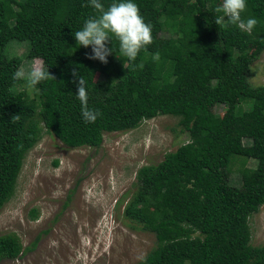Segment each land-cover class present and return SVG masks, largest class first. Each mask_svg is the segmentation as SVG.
<instances>
[{"label":"trees","instance_id":"trees-1","mask_svg":"<svg viewBox=\"0 0 264 264\" xmlns=\"http://www.w3.org/2000/svg\"><path fill=\"white\" fill-rule=\"evenodd\" d=\"M102 2L107 7L111 0ZM136 2L152 25V43L135 62L117 51L104 64L88 59L91 48H76L72 36L97 14L88 0H0V211L43 134L71 149L98 148L105 133L171 116L187 142L137 171L123 209L132 230L156 239L138 264H264V245L250 244L249 226L264 205V85L248 80L264 51V0H247L243 15L259 21L252 35L215 24L222 0ZM13 42H26L25 59L41 60L55 79L38 91L14 80L23 59L10 48L5 53ZM74 68L87 81L89 107L101 113L94 123L81 116ZM236 165L240 187L230 183ZM37 217L32 209L30 218ZM24 250L14 233L0 236V263Z\"/></svg>","mask_w":264,"mask_h":264},{"label":"rangeland","instance_id":"rangeland-1","mask_svg":"<svg viewBox=\"0 0 264 264\" xmlns=\"http://www.w3.org/2000/svg\"><path fill=\"white\" fill-rule=\"evenodd\" d=\"M24 43H10L4 51L10 48L11 55L21 57L20 69L26 72L42 66L41 60L25 59ZM248 80L253 86L264 85V51L252 63ZM187 140L171 116L143 121L131 131L105 133L98 148L71 149L43 134L25 158L14 196L0 211V236L14 233L25 250L19 259L0 264H138L156 239L152 233L132 230L123 217L125 203L136 190L137 171L158 164ZM255 165L248 160L247 167ZM230 183L240 187L237 165ZM32 209L38 212L37 220L30 218ZM249 226L250 244L264 245V205L250 217Z\"/></svg>","mask_w":264,"mask_h":264},{"label":"clouds","instance_id":"clouds-1","mask_svg":"<svg viewBox=\"0 0 264 264\" xmlns=\"http://www.w3.org/2000/svg\"><path fill=\"white\" fill-rule=\"evenodd\" d=\"M89 6L97 14L89 16L82 26L72 33L75 47L91 48L88 59L106 64L108 57L117 51L128 62H135L141 50L153 41L152 25L145 21L136 0H111L105 7L102 0H88ZM247 0H222L215 11L216 25L234 26L247 35H252L259 21L254 16H244ZM118 42V49L113 44ZM109 44L111 46H109ZM153 61L160 59L159 52L152 54ZM74 83L77 86L76 98L81 105V116L86 123H94L101 115L98 109L89 107L87 81L81 72L73 69ZM14 80H24L29 90L38 91L37 85L49 78L48 68L33 65L27 72L18 69L13 73Z\"/></svg>","mask_w":264,"mask_h":264}]
</instances>
